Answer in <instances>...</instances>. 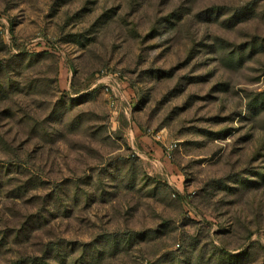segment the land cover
Wrapping results in <instances>:
<instances>
[{"label":"rangeland","instance_id":"1","mask_svg":"<svg viewBox=\"0 0 264 264\" xmlns=\"http://www.w3.org/2000/svg\"><path fill=\"white\" fill-rule=\"evenodd\" d=\"M0 264H264V0H0Z\"/></svg>","mask_w":264,"mask_h":264},{"label":"built area","instance_id":"2","mask_svg":"<svg viewBox=\"0 0 264 264\" xmlns=\"http://www.w3.org/2000/svg\"><path fill=\"white\" fill-rule=\"evenodd\" d=\"M116 87L117 88H119V85L118 84H116ZM105 91H106V93H112V100H114L113 102H112V105H114L115 103H116V101H117V94H118V90H114V87H112V85H105ZM116 100V101H115ZM174 147H176V146H169L167 149H168V151L169 152H171L173 149H174Z\"/></svg>","mask_w":264,"mask_h":264}]
</instances>
